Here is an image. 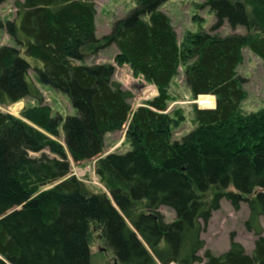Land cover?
<instances>
[{"label":"trees","instance_id":"obj_1","mask_svg":"<svg viewBox=\"0 0 264 264\" xmlns=\"http://www.w3.org/2000/svg\"><path fill=\"white\" fill-rule=\"evenodd\" d=\"M167 1L137 0L103 37L93 0H15L16 16L0 17L16 43L0 45V104L37 100L21 117L0 109V264H92L93 225L118 264H264V112H243L238 73L245 47L264 62V0H203L217 22L182 43L161 9ZM226 22L248 33L222 35ZM112 45L118 65L158 88L135 110L113 63H84ZM182 67L192 96L214 95L216 107L195 105L197 126L173 140L179 121L166 110ZM31 69L77 113L54 115ZM125 126L131 149L103 156L106 135ZM69 156L96 160L106 190L71 175ZM224 198L235 209L247 202L254 250L233 237L225 253L201 256L202 233Z\"/></svg>","mask_w":264,"mask_h":264},{"label":"rangeland","instance_id":"obj_2","mask_svg":"<svg viewBox=\"0 0 264 264\" xmlns=\"http://www.w3.org/2000/svg\"><path fill=\"white\" fill-rule=\"evenodd\" d=\"M93 1L96 3L98 12V37L109 34L113 25L137 6V0ZM203 3V0H169L161 7V9L172 18L173 25L181 43L189 31H211L212 27L217 22L216 13L207 6L203 7ZM16 12L15 0H8L0 5V17L3 19L14 18ZM218 31L222 35L248 33L246 27L238 26L234 28L228 22ZM3 44L16 45L15 41L9 36L6 30L0 31V45ZM117 53V46L112 45L101 51L98 56L89 57L84 63L88 65L94 63H113L116 66L114 79L121 82L126 89L131 90L134 94L131 103L133 110H135L139 106L145 105L148 101L153 100L159 94V91L156 85L149 83L142 75L135 74L128 64L118 65L116 62ZM243 53L244 61L238 68V73L245 81L244 87L247 93V97L242 104L243 112L247 114L264 112V62L249 47H245ZM184 69V67L180 69L179 75L174 79L169 88L170 100L166 113H169L174 119L179 121V125L174 130L173 140H181L185 134L194 130L197 126L194 113L195 105L201 106L198 103L199 97L195 99L191 94L186 83ZM30 73L31 78L37 84L38 78L34 69H31ZM37 85L43 92L45 103L52 107L54 115L66 116L75 115L77 113L68 95L58 92L51 87L42 86L40 83ZM35 104H37V100L28 97L13 105L3 106L0 104V109L4 112H10L13 115L21 117V111L26 106ZM213 107L215 106L205 108ZM127 130L128 128L125 126L123 130L106 135V149L103 156L112 152L125 153L131 149L130 143L126 140ZM59 140L62 142L65 141L63 133L59 137ZM44 152L50 153L48 149L44 150ZM41 154L42 152L32 153L33 156H40ZM51 155L53 156V154ZM69 159L72 164L71 175L85 181L96 190H106L96 175V160L81 164L74 161L70 156ZM51 186L52 185L46 186L45 189ZM230 190H232V188ZM160 210L168 221H172L176 218L175 212L170 208L161 207ZM249 216L250 210L247 202H242L241 207L235 209L229 200L225 198L222 199L221 208L213 213V217L207 225L206 230L202 233L206 246L200 251V255L204 256V252L207 249L217 254L225 253L230 249L233 237L235 241L242 243L248 252H252L258 236L255 231L248 230L246 227V221ZM261 224L264 230V217H261ZM90 235L92 264H118L113 252L108 248L97 226H92Z\"/></svg>","mask_w":264,"mask_h":264},{"label":"bare ground","instance_id":"obj_3","mask_svg":"<svg viewBox=\"0 0 264 264\" xmlns=\"http://www.w3.org/2000/svg\"><path fill=\"white\" fill-rule=\"evenodd\" d=\"M18 103V102H17ZM198 103L202 107L215 106V98L212 95H203L199 98ZM16 107V106H15ZM17 108V107H16Z\"/></svg>","mask_w":264,"mask_h":264},{"label":"water","instance_id":"obj_4","mask_svg":"<svg viewBox=\"0 0 264 264\" xmlns=\"http://www.w3.org/2000/svg\"><path fill=\"white\" fill-rule=\"evenodd\" d=\"M201 96H203V95H200L199 98H200ZM214 98H215V107H216V97L214 96ZM200 108H203V107L200 106ZM204 108H205V107H204Z\"/></svg>","mask_w":264,"mask_h":264}]
</instances>
